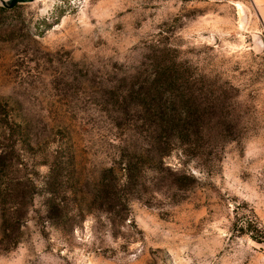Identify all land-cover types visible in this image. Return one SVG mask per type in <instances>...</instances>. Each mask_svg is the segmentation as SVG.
Instances as JSON below:
<instances>
[{
  "label": "rangeland",
  "instance_id": "obj_1",
  "mask_svg": "<svg viewBox=\"0 0 264 264\" xmlns=\"http://www.w3.org/2000/svg\"><path fill=\"white\" fill-rule=\"evenodd\" d=\"M2 1L0 264H264L252 0ZM154 76L198 117L160 161L131 144Z\"/></svg>",
  "mask_w": 264,
  "mask_h": 264
},
{
  "label": "trees",
  "instance_id": "obj_2",
  "mask_svg": "<svg viewBox=\"0 0 264 264\" xmlns=\"http://www.w3.org/2000/svg\"><path fill=\"white\" fill-rule=\"evenodd\" d=\"M168 82L162 81L160 86L155 82L157 76H154L147 86V89L139 91L142 93L141 100L137 102L140 109H144V119L148 120V123L153 126V129H148L145 134L141 136V144L137 142H131L133 152L138 153L150 160H162L163 155L172 149V143L174 140H180L184 136V126L188 122L197 121L198 117L190 116L184 118L182 115V109L184 105L183 94L181 93L179 86L177 85L174 78L169 76ZM137 141V140H136ZM5 159L0 156V169H5ZM62 176L60 171L55 174H51L49 180L45 184L52 183L58 184L60 181L57 179ZM51 179V181H50ZM113 181L106 186H112ZM12 185H8L6 188L11 191ZM53 188V187H52ZM58 190L55 186L53 191ZM10 195V193H8ZM13 191H11L12 194ZM104 197H108L109 190L105 189L103 192ZM47 205L51 206L54 211L56 218L64 217L66 214L65 205L63 202H55L52 197H47ZM257 240H264V235L256 237Z\"/></svg>",
  "mask_w": 264,
  "mask_h": 264
},
{
  "label": "crops",
  "instance_id": "obj_3",
  "mask_svg": "<svg viewBox=\"0 0 264 264\" xmlns=\"http://www.w3.org/2000/svg\"><path fill=\"white\" fill-rule=\"evenodd\" d=\"M252 3L264 28V0H252Z\"/></svg>",
  "mask_w": 264,
  "mask_h": 264
},
{
  "label": "water",
  "instance_id": "obj_4",
  "mask_svg": "<svg viewBox=\"0 0 264 264\" xmlns=\"http://www.w3.org/2000/svg\"><path fill=\"white\" fill-rule=\"evenodd\" d=\"M26 1H30V0H4L2 1L3 4H5L6 6L8 7H13L15 6L17 3H20V2H26Z\"/></svg>",
  "mask_w": 264,
  "mask_h": 264
}]
</instances>
